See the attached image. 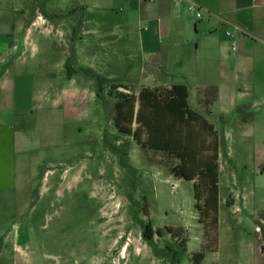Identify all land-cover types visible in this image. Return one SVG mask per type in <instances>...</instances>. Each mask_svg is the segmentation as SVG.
I'll list each match as a JSON object with an SVG mask.
<instances>
[{
    "label": "rangeland",
    "instance_id": "1",
    "mask_svg": "<svg viewBox=\"0 0 264 264\" xmlns=\"http://www.w3.org/2000/svg\"><path fill=\"white\" fill-rule=\"evenodd\" d=\"M96 1L125 5L89 8ZM128 1L0 0V40L9 32L14 42L28 40L20 60L22 51L13 50V61L24 73L16 131L24 134L18 143V193L25 188L32 206L24 208V220L32 228L42 226L30 245L31 264H194L204 250L194 183L150 166V158L163 159L143 153L133 135L117 130L110 84L126 85L137 97L143 86L187 84L191 107L203 111L221 141L228 134L229 147L233 140L245 141L238 125L264 122V105L251 93L225 115L219 101L200 107L198 93L207 82H226V61L204 68L193 26L178 40L151 39V29L143 44L141 29L131 21L135 15L127 14ZM24 106L33 109L23 111ZM256 131L264 137V127ZM256 139H248L231 161L251 170L264 147ZM224 162L229 168L228 158ZM247 178L242 167L222 173L218 250L207 252L202 264H252L242 246L253 229L244 213L227 206L244 196L241 179ZM33 206L37 211L30 213Z\"/></svg>",
    "mask_w": 264,
    "mask_h": 264
},
{
    "label": "crops",
    "instance_id": "2",
    "mask_svg": "<svg viewBox=\"0 0 264 264\" xmlns=\"http://www.w3.org/2000/svg\"><path fill=\"white\" fill-rule=\"evenodd\" d=\"M128 3L130 6L126 8L127 14L135 15L131 21L141 29L143 44H145V32H150L151 29L153 36L149 34L148 38L154 39L159 36L178 40L184 30L193 26L201 37V41L196 45V51L203 50L206 62L204 68L215 62L222 66L226 61V65L224 63L228 66V71L225 72L226 82L219 85L207 82L204 86L218 87L221 115H225L226 109L235 108L244 98V93H251L256 104L264 105V0H129ZM116 4L125 5L114 1L109 3L96 1L89 3V8L107 10L117 7ZM192 5L199 9L196 13L189 9ZM198 12L202 14L200 18L197 16ZM27 45L28 40L25 38L14 42L12 32L6 33V37L0 40V264H31L30 245L32 241L38 240L42 231V226L35 229L29 226L30 222L24 220V208L29 210L32 206L25 200L27 196L25 188L18 193V143L20 141L22 145L24 134L16 131L22 109L19 105V94L21 93V96L24 94L20 79L24 77V73L19 71L22 66L19 70H17L18 66H15L13 50L22 51L18 56L20 60ZM153 48L154 46H149L150 54L155 52ZM204 79L209 81L206 75ZM140 91L141 89L138 93ZM4 97H9L5 103L2 102ZM15 98L18 99L17 102ZM68 100L70 101L69 97ZM32 109L24 106L23 111H32ZM260 126L264 127L263 121L247 122L244 126L238 125V134L245 141L229 139L231 147L227 144L228 134L224 133L221 141L218 132L219 210L222 173H226L227 170L237 172L242 167L247 171L248 178L241 179L242 184L245 183L244 196L241 194L239 197L241 206L237 200H231L227 206L235 209V212L244 213L246 222L253 229L252 233H247L245 246H242L247 253V259H251L252 264H264V147L254 156L251 170L247 165L234 162V158L231 161V158L237 151L242 150L243 144L247 148L250 138H257V144L264 146V137H258L256 131ZM235 144L239 147L233 150ZM222 150L224 155H221ZM226 158L229 160V168L224 167ZM235 182H239V179L237 178ZM193 183L195 184L194 181ZM34 211H37L35 206L30 213Z\"/></svg>",
    "mask_w": 264,
    "mask_h": 264
},
{
    "label": "trees",
    "instance_id": "3",
    "mask_svg": "<svg viewBox=\"0 0 264 264\" xmlns=\"http://www.w3.org/2000/svg\"><path fill=\"white\" fill-rule=\"evenodd\" d=\"M130 94V87L110 84L109 95L117 101L115 127L122 134L133 135L143 153L163 159L157 162L148 157L150 166H159L177 179L195 182L196 209L207 242L204 250L193 257V263L202 264L207 252H217L219 243L218 131L203 111L191 107V93L186 84L143 86L138 97ZM198 100L200 107L211 108L219 100L218 87L200 90ZM210 241L213 248L208 244Z\"/></svg>",
    "mask_w": 264,
    "mask_h": 264
},
{
    "label": "built area",
    "instance_id": "4",
    "mask_svg": "<svg viewBox=\"0 0 264 264\" xmlns=\"http://www.w3.org/2000/svg\"><path fill=\"white\" fill-rule=\"evenodd\" d=\"M195 8H197V7H195V6H193V5L189 7V9H190L191 11H194ZM197 16H198V18H200V17L202 16L201 12H198V13H197ZM234 50H235V49H234Z\"/></svg>",
    "mask_w": 264,
    "mask_h": 264
}]
</instances>
